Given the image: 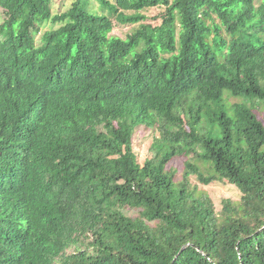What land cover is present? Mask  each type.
Wrapping results in <instances>:
<instances>
[{"label": "trees", "instance_id": "1", "mask_svg": "<svg viewBox=\"0 0 264 264\" xmlns=\"http://www.w3.org/2000/svg\"><path fill=\"white\" fill-rule=\"evenodd\" d=\"M56 2L0 0V264H264V0Z\"/></svg>", "mask_w": 264, "mask_h": 264}, {"label": "rangeland", "instance_id": "2", "mask_svg": "<svg viewBox=\"0 0 264 264\" xmlns=\"http://www.w3.org/2000/svg\"><path fill=\"white\" fill-rule=\"evenodd\" d=\"M73 0H57L55 4L56 10H65ZM90 9L103 11L99 7L98 0H90ZM164 7L150 8L143 11V13L148 17L146 22L157 25L161 22V14L164 12ZM5 14L4 10L0 8V24L4 21ZM138 25H121L116 23L115 28L112 32L113 35L125 38L130 34ZM53 27L50 22L45 24L42 32L38 35V39L41 37L42 33ZM263 112L261 116L264 117V108L261 109ZM156 136V132L151 129H146L141 127L136 130L133 145L135 152L138 156L139 162L143 165L145 161L149 158L154 157L153 143ZM188 158L186 157H176L170 161L167 165V169H172L178 179L182 178L183 172L185 170V163ZM203 168V167H202ZM191 183L194 187L198 189L199 192L206 193L211 197L214 202L216 211L220 212L223 208V202L226 199L233 200L234 202H239L242 197V193L239 188L227 181H214L210 184H203L198 180L197 175L191 176ZM125 213L129 216H138L140 213L139 208H126Z\"/></svg>", "mask_w": 264, "mask_h": 264}]
</instances>
